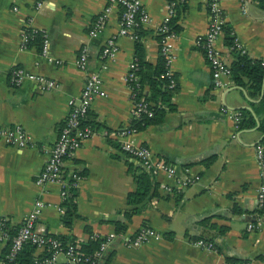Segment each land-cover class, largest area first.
Instances as JSON below:
<instances>
[{"label": "crops", "instance_id": "crops-1", "mask_svg": "<svg viewBox=\"0 0 264 264\" xmlns=\"http://www.w3.org/2000/svg\"><path fill=\"white\" fill-rule=\"evenodd\" d=\"M142 2L150 24L138 31V41L119 37L118 57L106 62L102 51L120 31L121 7L113 8L94 36V24L108 6L107 0H0V126L20 125L36 143L20 150L0 141V220L7 219L12 230L17 229L36 202L43 200L46 207L38 228L45 234L76 243H87L93 235L113 238L104 264H219L230 259L264 264V220L259 229H248L258 218L262 180L257 154L264 134L258 125L240 130L238 120L247 108L254 112L264 95L252 97L232 76L216 86L199 45L209 26L207 0H186L178 10L172 64L178 82L171 99L175 110L134 136L137 145L149 147L155 158L176 168L177 176L158 171L152 175L156 195L128 205V195L137 188L134 172L140 165L122 150L119 138L120 130L135 121L126 77L136 60L138 42L144 62L152 69L158 66L162 58L158 30L169 7L168 0ZM223 9L226 24L219 47L226 62L231 67L235 62L227 41L230 31L242 54L264 66V8L259 1L223 0ZM27 29L47 38V55L37 45L23 48ZM83 49L89 54L84 70L77 67ZM18 68L53 80L58 87L46 93L31 81L17 87L12 72ZM92 72L101 73L103 94L93 102L86 120L93 129L92 138L65 165L66 173L77 172L81 178L72 199L77 216L67 227L65 213L58 210L64 205L61 187L53 183L40 187L36 181L47 164V151L70 114L69 100L81 96ZM143 93L150 97L148 85L144 84ZM149 102L166 108L161 100ZM256 121L260 126L258 117ZM188 177L198 180L179 188L177 181ZM164 184L172 192L164 190ZM234 209L241 213L235 214ZM118 224L127 229L117 232ZM145 227L160 239L129 247V241ZM199 238L215 239L220 249L212 252L197 247ZM7 246L0 242V264H4ZM41 254L36 252V256Z\"/></svg>", "mask_w": 264, "mask_h": 264}, {"label": "built area", "instance_id": "built-area-1", "mask_svg": "<svg viewBox=\"0 0 264 264\" xmlns=\"http://www.w3.org/2000/svg\"><path fill=\"white\" fill-rule=\"evenodd\" d=\"M169 7L167 15L160 26L159 46L162 57L166 60L167 71L162 75L163 79H167L170 90H176L178 82L172 70L174 62L175 40L178 38V33L172 27V20L176 14V6L178 0H168ZM108 6L99 16L94 24L92 34L94 36L104 27L111 11L114 7L122 8L120 31L117 36L110 38L102 51L103 59L114 61L120 53L118 43L119 37H130L134 40H139V30L147 26L151 22L150 15L145 10L142 0H107ZM209 12V26L204 38L200 39L199 45L204 50L211 68L213 79L216 86L224 84V78L232 76V67L226 62L223 52L219 47V41L224 33L225 16L223 9V0H207ZM31 31V32H29ZM38 31L27 29L23 36V48L29 47V42L32 38L31 33ZM41 33V32H40ZM234 47L244 53L240 43L234 38ZM48 40L44 38L42 54H48ZM89 54L87 49L81 51L77 62V67L84 70L88 66ZM105 66V65H104ZM104 68V67H103ZM138 65L134 61L130 65L129 73L126 77V82L132 93V101L134 105L133 116L135 119L147 116L153 117L151 111L152 104L139 98L142 92L140 78L137 75ZM26 81H31L36 84L39 90L43 93L55 90L58 85L55 81L28 73L23 69H15L12 72V82L15 86L20 87ZM103 77L100 72H92L89 74L83 92L79 98L69 100L70 114L61 129L60 135L48 153V161L41 173L37 177L36 184L43 187L47 184H58L61 187V199L65 204L72 199L73 190L80 186L81 178L77 172L66 173L65 165L70 158L83 146L85 142L93 136V129L86 124V120L92 108L93 102L103 94ZM243 118L242 114L238 115V120ZM138 131L132 126L124 128L119 132V138L122 142V150L136 161L140 166L144 167L152 175L158 171L166 172L170 177H176L178 171L176 168L168 165L161 159L155 158L151 149L147 146L137 145L134 136ZM0 141H3L7 146L14 147L20 150L36 147V143L32 136L20 125L14 127L0 126ZM258 165L261 174V186L258 194V208H264V152L260 146L257 154ZM198 180V177H188L183 180H178L179 188H185ZM162 188L167 192H172V188L167 185H162ZM46 204L43 200H38L34 210L23 219L18 232L14 235L10 234L12 230L7 219L0 220V242L10 244V251L7 261L4 264H18L17 256L26 244H32L36 248V252L44 253L50 251V257L42 260V264H61L60 258H64L63 264H102L103 259L108 255L113 246V238H102L93 235L92 238L99 237L103 239L99 248L91 255H85L76 252V248L72 245H64L59 240L47 237L42 228H38V223L42 217L43 210ZM58 210L65 213V205L60 206ZM262 218H258L256 223H250L249 231H254L262 225ZM160 239V235L153 229L142 228L138 234L129 241L128 246L138 248L149 241ZM79 244V243H78ZM195 245L207 251L218 252L213 243H208L203 240L195 241ZM37 264H40L38 261ZM219 264H231L228 262Z\"/></svg>", "mask_w": 264, "mask_h": 264}, {"label": "trees", "instance_id": "trees-1", "mask_svg": "<svg viewBox=\"0 0 264 264\" xmlns=\"http://www.w3.org/2000/svg\"><path fill=\"white\" fill-rule=\"evenodd\" d=\"M258 1L260 5L264 8V0H258ZM178 2L179 3L176 6L177 12L172 20V27L174 30L177 29L175 26V21L177 19L178 10L180 7L186 5V0H178ZM31 36L32 38L29 42V47L33 45H37L39 46V49L42 51L44 45V35L40 32L38 33L32 32ZM227 41H228V45L233 48V51L235 53V62L232 65V78L234 82L246 87L250 91V95L252 97H259L262 94L263 86H264V66H262L261 62L250 59L247 55L242 54L241 51L237 50L234 47V37L231 36L230 31H227ZM136 55L137 56L135 62L137 63L139 68L137 75L140 78V84L142 86V92L139 95V98L147 102H149V100L150 101L161 100L162 103L166 105V108L159 105H155V106L152 105L151 111L154 114L152 118L143 116L141 118L135 119V121L133 122V127L139 132L147 129L151 125L161 123L166 113L169 110L172 111L175 110V107L171 103L172 93H173L172 91L175 90H170L167 79L162 78V75L167 71L166 60L163 57L160 59L158 66L155 69H152L151 66L147 65L144 62L143 48L141 46V43L139 42L137 44ZM144 84L150 87L151 90L150 97L145 98L143 95ZM254 112L259 118V123H260L259 131L262 134H264V97L258 104L254 105ZM242 116L243 118L241 119L240 122V130L255 129L257 127L258 123L250 111L247 110L242 111ZM260 146L262 147L264 152V138L262 139ZM134 180L136 182L137 188L135 192L130 193L128 195L127 198L128 205L133 206V205L141 204L149 196L156 195L157 185L153 182L152 174L148 172L144 167L142 166L136 167V170L134 172ZM73 197H74V192L72 194V199ZM72 199L64 204L66 208L65 216H64V224L67 227L72 226L73 221L77 216L76 215L77 205L73 203ZM234 213L240 214L241 209H234ZM256 213L258 218H262L264 220V208H258L256 210ZM208 221L209 219L206 220L204 223H207ZM19 228L10 230V234L11 235L16 234ZM126 229H127L126 225L118 224L117 226V232L119 233L125 231ZM46 236L59 240L66 246L72 245L76 248V252L85 255L93 254L99 248L101 242H103V239L96 237V238H92L87 243L78 244L75 242V240H68V238L63 236H50L47 234ZM200 240H203L208 243H213L216 246L217 250L220 249L215 239L199 238L195 241H200ZM9 251H10V244H8L6 248V253L3 257L4 263H6L7 261ZM50 253L51 252L47 250L43 254L36 256L35 246L32 244H26L18 254L16 261L18 264H37L38 261L40 262V264H42V260H44L47 257H50ZM107 257L108 255H106V257L103 259L102 264H104L107 261ZM228 263L239 264L237 261L233 259L228 260Z\"/></svg>", "mask_w": 264, "mask_h": 264}, {"label": "water", "instance_id": "water-1", "mask_svg": "<svg viewBox=\"0 0 264 264\" xmlns=\"http://www.w3.org/2000/svg\"><path fill=\"white\" fill-rule=\"evenodd\" d=\"M262 93H263L262 95H264V90H263ZM247 110L250 111L251 113H253V115L255 116V118H256V120H257V117H256V115L254 114L253 110L250 109V108H247ZM258 127H259V124H258Z\"/></svg>", "mask_w": 264, "mask_h": 264}]
</instances>
